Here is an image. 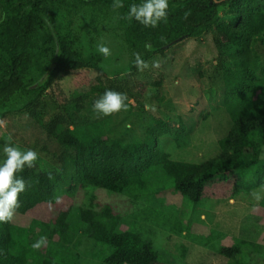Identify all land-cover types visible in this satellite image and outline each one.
Here are the masks:
<instances>
[{
    "label": "trees",
    "instance_id": "trees-1",
    "mask_svg": "<svg viewBox=\"0 0 264 264\" xmlns=\"http://www.w3.org/2000/svg\"><path fill=\"white\" fill-rule=\"evenodd\" d=\"M105 2L114 0H0V120L11 113L27 114L53 137L59 152L53 153L54 163L38 156L35 167L18 173L28 186L18 198L13 218L0 222V264H83L78 252L82 235L94 243L90 255L102 264H170L110 205L100 210L93 205L74 206L77 188L99 187L133 202L157 190H173L195 205L264 186V74L259 75L261 65L255 56L257 49L264 55V12L259 1L169 0L167 20L152 28L126 16L128 6L140 0H123L119 21L123 41L133 55L129 73L114 78L101 69L99 55L88 58L77 48V37L58 19L61 6L91 8ZM206 33L216 49L224 108L232 125L218 141L217 157L202 163L176 161L159 147L160 137L174 135L169 123L144 115L148 87L138 76L147 71L137 68L134 54L147 63L153 56L164 57L177 42L200 41ZM44 34L46 39L36 48L35 39ZM89 70L97 75L87 92L74 94L63 82L74 72ZM153 75L156 88L161 75ZM106 89L126 93L128 110L109 116L94 111V100ZM48 96L60 107L47 124L39 114ZM129 124L140 129L139 137L127 131ZM6 137L0 136V144ZM188 142L186 136H176L179 147ZM160 181L162 186L156 189ZM56 197L65 203L57 216L46 221L28 217L44 204H59ZM172 231L187 232L196 240L183 219L173 224ZM263 233L264 195L258 209L243 218L241 235L217 250L232 262H251L254 254L262 252L256 239ZM41 236L45 243L32 248L34 238ZM199 240L215 248L213 237ZM187 251L182 245V257Z\"/></svg>",
    "mask_w": 264,
    "mask_h": 264
},
{
    "label": "rangeland",
    "instance_id": "rangeland-1",
    "mask_svg": "<svg viewBox=\"0 0 264 264\" xmlns=\"http://www.w3.org/2000/svg\"><path fill=\"white\" fill-rule=\"evenodd\" d=\"M259 1V9L264 12V0ZM113 2L97 3L83 8H59L58 19L63 21L77 37V48L88 57H101L100 67L109 77L124 76L129 73V61L133 52L123 41V28L119 21L118 8ZM46 39V35L35 39L37 48ZM107 45L111 54L107 57L100 54L97 45ZM258 53V55H256ZM255 56L260 61L259 75L264 74V55L257 49ZM158 61L159 67H153ZM217 54L215 46L206 33L200 41L184 39L166 50L165 56H153L147 61L146 71L139 74L146 90L145 114L154 115L156 119L169 123L174 135L160 137L159 147L168 153L171 159L183 162L202 163L220 154L218 141L226 136L231 128V120L224 108V87L217 71ZM161 75L160 85L153 87L154 75ZM97 71H81L65 77L64 83L77 94L87 92L95 82ZM131 103L135 104L131 99ZM63 106V105H62ZM54 98L44 97L39 118L50 123L57 115L58 108ZM134 120V118H133ZM0 136L4 133L11 136L19 145L37 151L43 161L54 163L53 153H59L58 147L50 135L25 113H11L3 120ZM147 122V121H146ZM147 124V123H146ZM145 124V127L147 126ZM127 126V125H126ZM122 125L121 128H124ZM132 124L127 131L139 137L138 128ZM188 138V144L179 147L176 136ZM264 164V146L262 160ZM156 189L162 186L156 183ZM226 189V187H224ZM259 192L264 195V186L248 191H241L233 198H208L199 204H191L179 198L173 190H157L147 198L133 202L130 198L111 193L103 188L88 186L86 189L73 190V205L76 207H93L97 210L110 205L142 236L151 241L154 247L163 254L164 263L170 264H264V233L256 239L261 244L262 252L241 262H232L218 252L223 245H230L233 237L240 236L243 218L251 211L258 209L260 201L252 195ZM65 203L42 205L29 213L28 217L46 221L57 216ZM183 219L191 226L196 240L187 236V232L178 235L172 231L173 224ZM166 221V222H165ZM36 232V230H32ZM213 237L215 248L200 244V238ZM243 237V236H242ZM35 241L38 238H34ZM78 248L83 264H102L94 261L90 251L94 243L82 235ZM188 251L181 255V247Z\"/></svg>",
    "mask_w": 264,
    "mask_h": 264
},
{
    "label": "clouds",
    "instance_id": "clouds-1",
    "mask_svg": "<svg viewBox=\"0 0 264 264\" xmlns=\"http://www.w3.org/2000/svg\"><path fill=\"white\" fill-rule=\"evenodd\" d=\"M123 0H114L112 7H123ZM169 0H140L139 3H131L128 6L126 16L129 20H135L144 27L155 28L161 21H166L168 17ZM145 48H150L146 44ZM100 54L107 57L111 54L110 48L100 43L96 49ZM134 63L138 69L147 67V63L141 58L139 53H135ZM153 67H159V62L154 61ZM126 93L112 89H106L93 102V109L99 115L109 116L120 111H127L129 104ZM4 122L0 121V128ZM0 222L10 221L16 209L19 207V196L26 191L27 182L18 173L25 168L35 167L38 160V153L32 148L22 149L13 142L11 136L5 138L4 143L0 144ZM50 175V174H49ZM256 201H260L262 196L259 192L252 193ZM56 202H60V197H56ZM46 241V237L41 236L31 246L39 249Z\"/></svg>",
    "mask_w": 264,
    "mask_h": 264
},
{
    "label": "water",
    "instance_id": "water-1",
    "mask_svg": "<svg viewBox=\"0 0 264 264\" xmlns=\"http://www.w3.org/2000/svg\"><path fill=\"white\" fill-rule=\"evenodd\" d=\"M219 2V1H218Z\"/></svg>",
    "mask_w": 264,
    "mask_h": 264
}]
</instances>
